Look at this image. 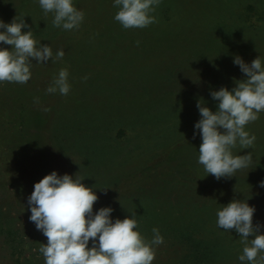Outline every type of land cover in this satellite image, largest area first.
Instances as JSON below:
<instances>
[{"label":"rangeland","instance_id":"rangeland-1","mask_svg":"<svg viewBox=\"0 0 264 264\" xmlns=\"http://www.w3.org/2000/svg\"><path fill=\"white\" fill-rule=\"evenodd\" d=\"M74 4L85 19L64 30L38 0H0L6 23L25 19L38 41L65 51L55 62L33 58L25 84L0 82V264H44L47 237L29 219L28 196L53 170L85 177L94 210L136 214L149 239L158 227L153 264H241L242 238L218 227L216 213L248 199L264 232V112L246 125L252 148L233 149L252 153L249 167L231 177L207 174L193 131L198 100L216 111L210 91L247 79L234 56L264 59V0H161L156 22L128 29L113 0ZM61 68L70 92L48 93Z\"/></svg>","mask_w":264,"mask_h":264},{"label":"clouds","instance_id":"clouds-1","mask_svg":"<svg viewBox=\"0 0 264 264\" xmlns=\"http://www.w3.org/2000/svg\"><path fill=\"white\" fill-rule=\"evenodd\" d=\"M38 3L46 15L53 14L55 27L77 29L85 19L84 11L75 6L74 0ZM160 3L161 0H113V6L119 9L114 19L125 29L145 28L156 22L152 13ZM64 56V49L54 53L49 44L38 41L25 19L18 20L16 16L6 23L0 18V82L25 84L32 76L33 58L45 63ZM233 63L247 79L237 80L231 89L223 86L210 91L217 102L216 111L202 99L196 105L200 119L194 124L193 136L199 135L202 140L198 163L217 180L249 167L252 153L237 155L233 149L252 148L256 137L246 130V125L264 112V59L258 56L248 63L235 55ZM70 89L69 70L61 68L46 91L67 95ZM84 178L78 172L61 175L53 170L35 182L28 196L29 219L47 237V243L39 248L44 264H153L156 248L164 243L160 229L153 227L149 239L141 233L136 214L113 218L114 208L110 205L94 210L98 193L83 183ZM259 184L264 187V180ZM223 205L217 210L216 223L240 234L244 243L238 257L241 264H264V232L259 223H253L255 206L248 199H233Z\"/></svg>","mask_w":264,"mask_h":264}]
</instances>
